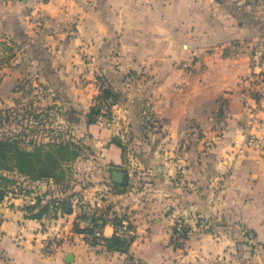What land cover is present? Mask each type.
I'll return each instance as SVG.
<instances>
[{"label":"crops","instance_id":"1","mask_svg":"<svg viewBox=\"0 0 264 264\" xmlns=\"http://www.w3.org/2000/svg\"><path fill=\"white\" fill-rule=\"evenodd\" d=\"M0 32L17 44V70L4 82L17 76L21 88L35 72L63 116L77 112L76 132L89 153L62 165L78 167L64 181L77 194L71 214L31 217L25 207L35 200L26 190L0 202V264H264V148L249 143L264 122V98L252 94L255 75H264V62L254 61L264 46L260 3L0 0ZM104 88L118 95L116 114L129 126L90 118ZM150 113L158 125L147 130ZM115 138L134 149V161ZM113 171L124 173L123 185ZM54 181L32 182V189L44 193ZM78 199L110 219L128 214L136 237L129 253L76 232L84 228ZM179 219L190 229L183 247L174 240ZM115 231L109 222L102 237ZM54 236L61 248L47 257L44 245Z\"/></svg>","mask_w":264,"mask_h":264},{"label":"rangeland","instance_id":"2","mask_svg":"<svg viewBox=\"0 0 264 264\" xmlns=\"http://www.w3.org/2000/svg\"><path fill=\"white\" fill-rule=\"evenodd\" d=\"M0 41L13 47V51L9 52L4 50V45H0V141L15 142L17 149L32 148L33 162L27 164L33 167H26L29 171L34 170L31 172V177L38 178L44 172L55 173L56 179L63 182L67 180V177L78 172V167L65 168L62 166L63 163L78 157H81L80 161L84 162L89 155L85 144L76 132L80 120L77 112L70 111L67 116H63V113L57 109L58 105L47 100L48 91L46 87H42V82L37 81V74L33 71L23 76L21 88L17 86V76L14 84L7 85L4 79L9 72L17 70V44L1 32ZM14 72L17 74V71ZM33 80L36 86L31 83ZM17 88L22 90V96L17 97ZM126 120L124 117L119 119L122 123ZM67 145L70 146V151L63 149ZM49 152L55 153L53 158L60 165L57 170L53 168L55 162L53 158L47 159ZM10 163V161L6 162V164ZM2 174L14 182L5 186V182L0 180V189L3 187L6 190V197H9V194L12 197L17 193L23 194V190L28 191V184L24 186L23 179L30 176V172L26 174L18 170H0V175ZM17 183H21L22 186ZM56 184L57 182L53 187H57ZM36 193L43 194V192L40 194L37 188L34 194Z\"/></svg>","mask_w":264,"mask_h":264},{"label":"trees","instance_id":"3","mask_svg":"<svg viewBox=\"0 0 264 264\" xmlns=\"http://www.w3.org/2000/svg\"><path fill=\"white\" fill-rule=\"evenodd\" d=\"M4 45L5 51H13V47L7 45L6 43L0 41V45ZM112 98L114 103L118 102V95L110 88L108 89H102L101 95H99L95 100L96 101H106L107 99ZM100 114V108L98 107V104L93 106L90 114V118L93 120H97V116ZM144 128L147 130L154 129V117L153 115L148 114L144 116ZM115 144H117L119 147L122 148L123 153L127 154V148L121 143L120 139L115 138L113 140ZM62 149V148H61ZM63 149L65 151H70V146H64ZM61 151V150H60ZM55 153H48V158L51 160L55 155ZM34 157V154L27 153L24 151H21L17 149V143L13 142L10 143L8 141H0V170H18L20 172L28 174L30 172V176H28V191L29 193H34V190L32 189V182L40 181L44 178L51 177L57 182V187L49 188L47 191H45L42 195H38L35 198V202L33 204L27 205L25 207L26 211L31 214V217L41 219L43 216H51L53 218H57L58 214H71L73 212V199L76 197V193L72 191L71 186L67 182H59L56 179L55 173H42L38 178L37 177H31L34 170L30 171L26 169L28 166L31 168L33 165H28L27 160L32 159ZM17 158H19L20 163H17ZM53 164V168L57 170L60 168V165L56 160ZM11 162L10 164H6V162ZM0 180L5 182V186H7L8 183H12L13 181L6 175H0ZM14 183V182H13ZM6 197V190L1 187L0 189V202H2ZM80 201H83V199H78ZM81 219H86V215H80ZM126 219H129L127 213L122 214H115L113 218H109L107 213H100L97 217H94L95 226H102L104 227L107 223L111 222L115 226V234L109 238L104 239L98 238L94 236V230L90 228H80L79 225H76L75 230L77 233L84 234V235H90L92 236V244L98 245L103 243L108 251L110 252H120V253H129L132 243L135 240L134 235H122L119 233V228L122 227V222ZM177 222H183L182 219H179ZM185 223V222H184ZM185 232L183 234L184 239H189L188 233L190 232L189 227L185 223ZM129 229H133L132 223H130ZM175 243L179 247H183L184 244L181 243L178 239L175 240Z\"/></svg>","mask_w":264,"mask_h":264},{"label":"built area","instance_id":"4","mask_svg":"<svg viewBox=\"0 0 264 264\" xmlns=\"http://www.w3.org/2000/svg\"><path fill=\"white\" fill-rule=\"evenodd\" d=\"M7 3H11V2H18V1H23V0H4ZM235 3V5L240 8V9H244L246 7H248L249 5H251V3L253 2H257L260 3L263 7H264V0H231ZM35 25L37 28H42L45 23H46V19L44 17V15L41 12H37V14L35 15ZM254 61H255V66L256 67H260L263 62H264V46L259 47L255 53H254ZM195 64H190L187 65V69L190 71H193ZM256 78L253 79L254 82V86L252 87V94L256 97L257 100H261L262 98H264V75L263 74H257L255 75ZM116 107H117V103H114L112 98L107 99L106 101H103L99 108H100V114L97 116V121L103 125H109V124H113L114 122H118L119 118H118V114H116ZM149 108V106H146ZM154 127H156L158 125V121H156V119H154ZM122 126H125L127 124V126H129L128 120L124 121V123H121ZM260 125L258 131L259 134H253L250 133L249 134V143H251L252 145L256 146L258 149H262L264 148V122L263 123H259ZM126 127V126H125ZM124 139H126V142L129 144L130 143V136L127 134V131L124 134ZM128 156H129V161L130 163L132 161L135 160V156L136 153L134 151V149L132 147L129 148L128 150ZM128 170L130 169V166L128 165ZM34 188V192H35ZM21 195H23L22 193H20ZM39 193H36L33 195H31V197L36 198V196H38ZM11 194H9L8 198H11ZM35 202V201H34ZM79 205L81 207V215H86L87 218L86 219H82V224L84 225V227L86 228H90L94 230V236L98 237V238H102V229L104 227L100 226H95V222H94V217H97L100 212L97 209V207L93 206L92 204H89L85 201H80L79 200ZM130 225V219H126L122 222V227L119 228V233L122 235H133V229H129ZM185 223L184 222H177V224L175 225V229H174V240L178 239L181 243H183L184 245L187 242V239H184L183 234L185 232ZM244 232H245V236L248 240H252L254 238V234L252 232H250L249 230H247L246 228L242 227ZM189 235V233H188ZM92 237V236H91ZM61 248V239L58 236H54V237H50L49 239L46 240L45 245H44V249H43V254L47 257H52L54 256Z\"/></svg>","mask_w":264,"mask_h":264},{"label":"water","instance_id":"5","mask_svg":"<svg viewBox=\"0 0 264 264\" xmlns=\"http://www.w3.org/2000/svg\"><path fill=\"white\" fill-rule=\"evenodd\" d=\"M113 182L117 185H123L125 182V175L121 171H113L112 172Z\"/></svg>","mask_w":264,"mask_h":264}]
</instances>
